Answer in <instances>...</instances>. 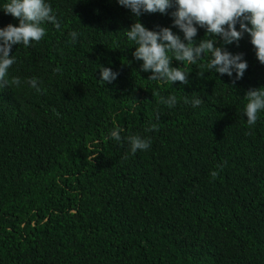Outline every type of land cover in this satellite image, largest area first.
Returning a JSON list of instances; mask_svg holds the SVG:
<instances>
[{
	"label": "trees",
	"instance_id": "16d2710c",
	"mask_svg": "<svg viewBox=\"0 0 264 264\" xmlns=\"http://www.w3.org/2000/svg\"><path fill=\"white\" fill-rule=\"evenodd\" d=\"M4 3L0 27L18 25ZM46 3L60 28L44 22L39 42L13 45L5 79L22 83L0 82V264H264V110L249 126L244 96L264 86V64L250 35L214 38L243 54L241 79L206 69L207 56L173 58L189 82L170 84L148 79L125 33L138 21L184 40L174 0L139 17L117 0ZM101 66L117 78L103 84ZM173 95L175 106L160 102ZM194 97L199 106L184 103ZM130 135L150 148L133 154Z\"/></svg>",
	"mask_w": 264,
	"mask_h": 264
},
{
	"label": "clouds",
	"instance_id": "9594fccd",
	"mask_svg": "<svg viewBox=\"0 0 264 264\" xmlns=\"http://www.w3.org/2000/svg\"><path fill=\"white\" fill-rule=\"evenodd\" d=\"M117 2L130 9L136 17L142 12L164 14L173 6V0H117ZM174 3L176 10L171 13L174 17L173 24L183 32L184 40L169 27H159L158 31L149 30L138 21L126 29L127 39L133 41L136 46L133 56L142 61L141 70L151 71L149 80L170 84L178 81L187 84L188 72L182 71L180 67H173L172 59L195 64L204 56L209 57L206 69L229 77L235 72V79H241L248 68L247 62L242 58L243 54H232L222 47L214 46L216 36L222 37L224 44H230L238 42L244 33H248L257 59L264 64V0H174ZM2 9L6 14L18 19L19 23L0 27V82L19 87L22 83L19 77H13L10 82L5 79L9 68L16 62L12 55V46L23 44L28 47L33 41L39 42L46 34L45 28L41 26L44 22L52 23L57 29L60 28V23L46 0H6ZM196 25L206 29L207 38L199 42L194 39L197 35ZM70 36L75 40L78 33L73 31ZM53 71L60 72L61 69L57 67ZM202 75L203 72L198 73V76ZM117 76L118 73L111 68L100 67L99 80L103 84L113 82ZM26 83L37 92L43 91L35 77L28 79ZM244 96L247 99L245 106L247 123L252 126L258 119V113L264 110V86L249 89ZM160 102L173 107L177 99L174 95L167 99L161 97ZM184 103H191L193 107H197L202 103V99L194 97L189 101L185 98ZM156 118L159 119V116ZM145 131H158V125L152 123ZM121 132L123 129L116 125L110 130L109 138L120 142ZM127 141L133 154L138 150H148L151 145L150 138L145 139L139 135H130ZM96 153L91 156L92 160ZM211 175L215 178L218 173L213 171Z\"/></svg>",
	"mask_w": 264,
	"mask_h": 264
}]
</instances>
